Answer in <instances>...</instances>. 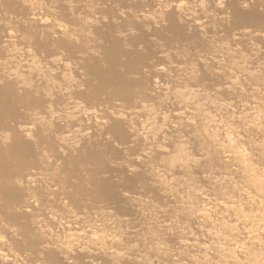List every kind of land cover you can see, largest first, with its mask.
<instances>
[{"label":"bare ground","instance_id":"1","mask_svg":"<svg viewBox=\"0 0 264 264\" xmlns=\"http://www.w3.org/2000/svg\"><path fill=\"white\" fill-rule=\"evenodd\" d=\"M32 1L0 0V23L2 22L0 97L2 96V101L9 98H24L31 104L42 103L45 114L52 122H47L36 113H30L32 121L16 128L19 130L17 137H12L14 132L12 135L6 127H1L0 157L5 156V158L0 159V166L7 164L8 168L11 162H14L15 166L16 163L22 164V161H26L24 159L33 158L32 152L39 157L44 155L45 159H49L45 154L46 151L51 150L57 151V160L49 159L51 162L43 160L48 162L47 165L51 169L54 164H58L56 161L69 154L70 159L76 160L77 157L75 159L71 153L77 148L79 137L86 141L90 139L89 136H92L89 135L90 129L94 130L95 134L97 132L104 134L107 139L104 138L107 142L103 140L105 144L109 139L121 135L123 137L125 135L131 141L140 139L142 144L138 157L135 160L128 158L125 161L123 158L122 163L126 162L124 163L126 168H133L134 162L145 163L144 165L150 169L148 173L152 180L158 183L156 184L160 193L173 197L174 202L181 203V206H178L181 208L174 210L177 217V211H180L182 217L194 221L199 231V236L193 237L190 228L186 230L188 224L182 228L180 224L178 226L180 230L175 227L177 230L173 235L178 239V247L200 253L203 264L208 261V258L204 260L208 251L214 253L220 264H264V141L253 139L254 135L264 138V105L258 97L260 93H264V47L251 43L252 56L250 55L249 58L236 46L235 38L226 42L223 39H215L214 36H210L211 31L209 33L207 31L208 26L215 32V28L229 26L234 35L240 38L264 40V35H261L264 31V7L256 14L251 4L252 1H256L264 5V0H243L240 3L231 0H211L209 9L206 7L208 3L206 5L203 0L171 2L154 0L152 11L139 8L142 6L140 3L142 0H84L87 1V6L92 8V10L91 8L84 10L85 13H80L81 10L75 11L76 7L74 9L72 3L67 0H61L60 3V0H51L52 3L48 4L47 8L44 6V9L39 2ZM104 3L107 6L101 8L100 4ZM211 7L217 14L215 11L213 14L209 12L210 9L212 10ZM136 8H139L138 12ZM20 12L26 17V22L19 19ZM7 16L10 18L12 16L14 19L4 20L8 18ZM30 24H33L32 27L29 26ZM177 46H181L182 49H175ZM169 51L175 53L177 58L181 57L183 63V65L179 63L181 67L177 64L178 74L176 76L173 74L172 77L169 74L174 73L172 67L164 63L165 60L169 61L168 57L171 55ZM39 53L45 54L48 66L40 64L37 57ZM192 53L194 55L190 57ZM155 57H160L163 62H152L151 59ZM71 58L74 59L73 66L68 63ZM123 58L127 61L122 63ZM72 69L76 71L75 78L71 74ZM207 81L211 84L208 89ZM223 95L228 96L226 98L231 101L228 102L226 98L221 99ZM56 98L60 103H55ZM107 100H111L112 103L123 101L130 106L120 112L101 108L99 112L97 106ZM166 105H170L174 110L171 112L173 113L171 117L168 114L164 116L156 110L157 107L159 110ZM18 107L14 104L0 105V122L6 117L7 122L8 117L15 118V110ZM232 107H238V110L233 111ZM132 120L133 122L135 120L136 126L131 124ZM53 122L64 123L62 126L70 134L65 137L58 136L55 127L52 126ZM16 123L18 124L17 121ZM181 126L190 129L189 137L193 140L197 158L196 156L193 158L192 154L187 152L185 138L178 132ZM12 129L14 127L10 126V130ZM167 133H171L177 142L172 149L162 145L166 141ZM99 140L102 142V139ZM94 144L96 147L99 146L96 142ZM94 144L88 148L89 154H95L94 151H97ZM86 145L84 143V146ZM153 150L160 154L161 165L165 170H155L156 168L150 165ZM58 157L61 159L58 160ZM34 166L36 170H31L30 167V170L25 171L23 178H20L25 186L36 187L39 177L43 181L45 179L43 176L48 175L46 172V175L41 174L39 165ZM196 166L201 167L202 179L208 189H203L193 176L190 175L194 180L189 177V169ZM41 167L44 170L49 168L43 165ZM174 168L182 172L181 178L173 177ZM54 169L61 170L56 167ZM66 171L70 175V171L68 169ZM66 171L58 172L64 174ZM56 172L53 174L56 175L53 179L58 178ZM19 174L22 172L19 171ZM0 177V188L2 191L8 190L6 175L1 174ZM92 178L95 177L88 178L91 179L88 184L96 186L103 195L110 190V187L124 189L125 182H128L124 172L121 171L117 180L120 184H112L111 180L92 182ZM20 182L17 181V184ZM56 182L59 184L57 179ZM50 184L49 186L53 185ZM63 188L65 186L54 187V190L60 192L64 190ZM67 190L65 191L69 192L72 189L68 187ZM76 192L78 190L75 193L73 191L71 196L80 199L79 194L83 191L78 192L79 194ZM122 194L124 196L126 193ZM36 199L34 193H27L24 199L26 206L33 208L36 202L37 204L39 202ZM135 200L131 201V205L133 204L137 209L143 202L148 203L146 198L139 199L138 202ZM241 201L246 204L245 207L240 206ZM58 202L61 209H66L65 202L62 200ZM44 203L39 204L44 205ZM46 203L50 204L47 200ZM5 207L8 210L7 203ZM45 209L44 212L48 210V215H51L52 211L47 207ZM65 213L68 217L65 218L67 219L65 222L54 214L53 217H49L54 227L64 231L61 236L52 234L46 227V220L37 217L32 218L29 230L28 228L18 230L12 226L7 227L6 230L9 233L19 232L23 236L36 233L38 239L40 238L39 242L34 243L30 239L31 245L38 252L36 258L39 261L48 259L47 263L43 260L44 263L40 264H60L59 258L64 263L74 264L72 259L74 255L71 257L73 253L86 255L96 253L95 255L116 258V251L107 253L103 246L106 240L111 245H119L117 234L105 239L100 235L99 227L92 229L94 227L91 228L88 224H82L79 227L82 232L79 233L80 231L72 228L73 224H66L70 220L71 222L75 220L76 215L70 211ZM175 214L169 213L166 217L163 224L165 232L173 230L170 228L175 226L174 222L177 218ZM86 225L91 229H86ZM119 225L117 222L111 223L115 229H119ZM218 227L220 229H217ZM228 244L233 246L226 250L227 247L224 246ZM161 248L163 247L156 246L152 251L162 256L165 251L163 252ZM43 252L47 254L42 256L40 253ZM174 257L170 259L173 263H177L178 260ZM181 257L179 261L182 262L185 260L190 264L199 262L197 257L189 253ZM0 261L18 264L1 236Z\"/></svg>","mask_w":264,"mask_h":264},{"label":"rangeland","instance_id":"2","mask_svg":"<svg viewBox=\"0 0 264 264\" xmlns=\"http://www.w3.org/2000/svg\"><path fill=\"white\" fill-rule=\"evenodd\" d=\"M29 1H32V0H29ZM34 1L36 3L39 2L43 9H44V6H46L45 8H47L48 4L52 3L51 0H33L32 2H34ZM67 1H70L72 3L74 9L76 7L77 10H75V11L81 10V12L78 11L80 13H85L86 11H84V10L91 8L90 6H87L88 3H87V1H84V0H67ZM163 1L171 2L173 0H163ZM210 1L211 0H203V2L206 3V5L208 3V5L206 6V7H208L207 9L210 8V3H211ZM227 1H229V0H227ZM231 1L232 2L237 1V3H240L243 0H231ZM60 2H61V0L59 1V3ZM153 2H154V0H142L140 2L142 6H140L139 8L143 9V10L148 9V10L152 11L151 6L153 5ZM43 4H45V5H43ZM251 4H252V6H254V12L256 14L259 13L264 7L263 3H259L256 1H252ZM57 5H59V4H57ZM106 6H107L106 3L100 4L101 8H104ZM50 8H53V6L52 7L50 6ZM139 8L138 9L136 8L137 12L139 11ZM91 10H92V8H91ZM213 11H215V10H213V8H212V10L211 9L209 10V12L212 14H213ZM215 14H217V12ZM18 16H19V19L21 21H23V22L27 21L26 17L23 15L22 12H20V14ZM8 18L4 19V20L12 21L14 19V17L12 19V16H11V18H10V16ZM1 24H2V22L0 23V26H1ZM25 25H27V24H25ZM32 25L33 24H30L29 26L32 27ZM208 27H209V28H207L208 33L211 31L209 34H210V36H214L215 39L219 38V39H223L224 41L226 40V42H228V41H232V39L235 38L236 46L241 50L243 55L246 54V56L249 58L252 56L251 55L252 51H250V44L251 43H255L260 47H264V42H263L264 40L263 39L258 40V41L254 39L255 40L254 41L252 39L240 38V37H238V35H234V32L229 28V26L228 27H226V26L220 27V28H218L219 30L217 28H215L216 32H215V30H213L214 34H213V31L211 30V27L210 26H208ZM261 35H264V31L261 33ZM177 48L182 49L181 46H177L175 49H177ZM170 54H168V56L170 55L168 57L169 61L165 60L166 62L164 61V63H167L166 65L169 66L170 68L172 67L171 69H173L172 71L174 73H169V74H171V77H172L173 74H174L173 76H176L178 74V72H177V71H179L178 68H179V66L181 67L183 65V63H181V57L180 56H178V57H180V59H179V58H177V55L175 53L172 54V52H170ZM193 55H194V53H192L190 55V57H193ZM37 57H38V61L40 62V64H42L43 66H48V64H49L48 59L44 53L37 54ZM73 60L74 59H72V58L68 60V63L70 66H73ZM125 60H126V58H123L122 63ZM151 60H152V62H155V63L163 62L160 57H155V58H152ZM179 63H181L182 65L181 64L179 65ZM75 72H76L75 69L71 70V74H72V76H74V78H75ZM243 84L246 87L245 81L243 82ZM210 85H211L210 82L207 81L206 88L208 89L210 87ZM226 97H228V96L223 95L221 97V99L222 98L225 99ZM258 97L260 98V100H262L263 105H264V93H260L258 95ZM2 99L3 98L1 96L0 97V105H2V106H6V104H7V106H10L11 104H14V106H16V105L19 106L15 110V114H14L15 118L9 119L10 117H8V122H7V120H6L7 117H6V119L3 118L4 120H2L0 122V131H1V127L2 128L6 127V129L9 131V133L11 132V134H12L14 132L13 133L14 135L12 134L13 135L12 137L19 136L18 135L19 130H16V128L19 125L21 126L22 124H26L27 122L32 121V117H31L30 113H36L39 116H41L44 120H46L47 122H52V121H49L47 114H45L42 103L31 104V103H29V101L27 99H24V98H20V99L9 98V99H6V101H2ZM226 99L228 100V98H226ZM227 100H225V101H227ZM230 101L228 100V102H230ZM55 103H60V100H58L56 98ZM232 103L233 102H231V104ZM21 105H24L28 109H25L24 106L21 107ZM233 105H234V103H233ZM128 106H130V105H128V103L123 102V101L121 103L119 101L112 103L111 100H107V101H103V103L98 105L97 108H98L99 112L101 111V109H106V110L109 109V110H111V112L113 110H117L120 112V111L126 110V107H128ZM171 108L172 107H170V105H166V107H164L162 109L160 108L163 111H161L160 109H159L160 110L159 111L158 107L156 110L158 113L164 114V116L168 114V116L171 117L173 114L171 112H174V110ZM233 109H234L233 111H237L238 107L233 108ZM98 111L96 110V112H98ZM101 113H99V114H101ZM10 120H11V122H10ZM16 121L18 122V124L16 123ZM134 122H135V120H134ZM134 122L132 120L131 124H133V126H136V125H134ZM83 123H84V121H83ZM60 124L61 123H57V124L54 123L53 125L51 124L52 126L55 127V128L54 127L53 128L55 129L56 134L58 136L62 135L63 137H65V135L67 136L68 134H70V132L65 130V127L62 126V124H64V123H62L61 125ZM81 125H82V122H81ZM7 126H9V127H7ZM10 126H11V128L14 127V129H12L13 131L10 130ZM123 126H125V125L123 124ZM6 129H4V130H6ZM88 131H89V135H92V136H89L90 139L89 140L87 139V141H86V139L81 140V138L79 137V140H78V138H77L76 140L79 141L77 144H78V146L79 145L80 146L79 147L76 146L78 149L74 147L75 149L73 152H72V150L70 151V152H72L71 154H73L72 156L74 158L77 157V159L75 158L76 160H74L72 158L70 159V154H69L66 157H61L62 159L58 157V160L59 159H61V160L56 161L57 160L56 157L58 155L56 153L57 151H55V150L54 151L51 150L52 152L46 151L45 155H47L49 159H53V160L56 159L55 161L58 162V164H54L53 167L54 168L55 167L61 168V170L54 169L53 167H52V169H53L52 170L51 167H49L47 165L50 160L45 159L44 155H42V157L41 156L39 157L37 154L35 155V152H32L33 155H31V156L33 158H30L32 161L29 158H27V159H24V160H26L25 162L22 161V164L16 163V166L14 165L15 164L14 162H13L14 164L12 162L10 164H8V168H7V164L5 166L4 165L0 166V175L1 174L6 175V178L8 179V181H7L8 183H6V184H7V187L9 186L8 190H6V191H4V190L2 191V189L0 188V200H1L0 201V236L3 237L4 240L6 241V245H7L8 250L10 251V253L12 252V254H14V257L17 259L16 263H18V264H40V263H44V262L47 263L48 259H40V261H39L36 258L38 256V252L35 250L33 245H31V243H30L32 241H34V243L39 242L40 238L38 239V235L36 233H32L31 235H24L23 236L19 232H15V233L10 232L9 233L6 230L7 227L12 226L14 228H17L18 230L19 229L20 230H24V229L27 230V228H28V230H29L30 226L32 224V218L37 217V218H42L43 220H46V223H45L47 225L46 227L51 230L52 234L54 233V235L61 236L62 233H64V231L60 228L54 227V224L51 221V219H49V217H51L54 214V216H56L57 218H59L63 222H65V221H67V219H65V218H68V217H66L67 215L65 212L70 211L76 215V218H75V220H72V222L70 220V222H68L66 224L67 225L73 224L72 228L77 229L75 231H78V232L80 231L79 233H81L82 231L79 227L82 224H88L91 228L94 227L92 229H95L97 226V227H99L98 231H99L100 235L104 236L103 238L110 239L112 234H117V236H118L117 240L120 242L119 245L116 246L115 244L111 245L110 242H107V240H106V243L103 246L104 250L107 253H112V251H116V253H117L116 258H115V256H113L115 259L112 257L109 258V256H107V255H104V256L99 255V254L95 255L96 253H94V255H93V253L91 255H86L85 253H83V254L82 253H73L71 257H73V255H74V257L72 258L74 260V261L72 260L74 262V264H187L189 262H187L186 260L184 262H182V261H179V259L181 256L188 254V253H189V255L192 254L193 257H197L199 259V262H197V264H203L204 262L201 260L202 259L201 255H199L200 253L197 254V252H194L193 250H190L189 248H187V249L186 248H184V249L179 248L178 244H177L178 239H176L175 236L173 235V233H175L177 230V229H175V227H178V226H180V224H182V226H180L182 228V227H186V225L188 224L186 227V230H189L188 229V227H189L190 228L189 231L191 232L193 237L199 236V231H198L197 226L193 220L184 218V216L182 217L181 213H179L180 211L179 212L177 211L178 217H177V214H175L176 212L174 210L175 209L179 210L181 207H178V206H181V203L175 201L177 203V204H175L173 197L165 196L162 193H160L161 191L159 190V187L157 185L158 183L154 182L152 180L151 176L148 173L150 169L144 165L145 163H142L139 161L134 162L133 168H126V166L124 164L126 162L122 163L123 158H124L123 160L125 161V159L128 160V158L135 160L138 157V155H139L138 151L141 147L140 145L142 144L141 143L142 141L140 139H137L135 141H131V140H128L125 135H124V137H123V135H121L122 137L121 136L115 137V139L112 138V140L108 138L111 142L109 143V140H108V143L110 145L108 143H106L107 144L106 145L103 142V140L105 138L104 134H102L101 132H97V134H95V131L94 130L92 131L91 129ZM178 132H179V135L181 134L185 138L184 144L188 148L187 152H190L189 154H192L191 156H193V158H195L194 156H196V158H197L198 155L194 152L195 146H194L193 140H192V138L189 137V135H191V133H189V132H191L190 129L189 128L185 129V128H183V126H181L180 129L178 130ZM15 134H16V136H15ZM96 135H99V136H96ZM34 136H35V134H34ZM101 136H103V137L99 138ZM167 136H169V137H167ZM167 136H166V141H164L162 143V145H164L165 147H168L169 149H172L173 145L177 144V142L171 133H167ZM116 138L118 139L117 141H116ZM257 138L260 141H264V138L261 139L260 137H257L256 135L253 136V139H257ZM34 139H36V136ZM99 139H102V142H100L101 140H99ZM19 140L21 141V139H19ZM80 140L82 142L83 141L88 142L87 144L89 145V147L91 146V144H94V142H96L97 146L99 145L98 147H100V149H98V147H96V144H94V146H95L94 148L97 149V151L95 150L94 151L95 154L90 153L91 154L90 155L88 152L89 147H87L86 142L82 143ZM90 141H91V143H89ZM105 142H107V141H105ZM84 143L86 146H84ZM112 143H113V147H112ZM108 145L111 147V150H110V147ZM107 146H108V148H107ZM98 150L101 152L100 153L101 156H100ZM152 153L153 154H152V157L150 160V165L152 166V168H156L155 170H158V169L162 170V171L165 170V168L163 169V166L161 165L160 154L156 153L154 150ZM65 154L63 156H65ZM35 156H38V157L35 158ZM162 156H165V155H162ZM2 157L5 158V156H1L0 159ZM34 158H35V161H34ZM64 158H66V159L64 160ZM27 160L30 162H28ZM39 160H41V162ZM43 160H46V161L49 160V161L46 163V161H43ZM38 162L41 165H43V167H45V168H46V166L49 167L50 170H49V168L44 170L41 167V165L38 164ZM27 163H29V165ZM25 165H26L27 169H26V167L24 168ZM34 165L40 166L38 168H39L40 172H42L41 174H43V175L44 174L46 175V173L48 174V175H46V176H48V178L46 176L44 177L43 175H41L47 181L45 179H43V181H42V178L39 177L38 185L35 184L36 187L35 186H25L23 180L20 178H23V175L26 173L25 171L30 170V167L32 168L31 170H36V166H34ZM201 167H203V166L201 165ZM201 167H199V166L192 167L189 169L190 174H188V173L187 174L189 175V177H190V175H191V177L193 176L195 181H198L199 185L203 189H206V188L208 189L206 182L203 181V179H202L203 178L202 177L203 172L201 170ZM1 169H2V172H1ZM10 169H12V170H10ZM15 169H16V172L14 173ZM66 169H68L70 171V175L66 171ZM3 170L4 171L10 170V171L9 172L5 171L6 172L5 173V172H3ZM63 170L66 171V173L65 172H64V174L62 173L63 176L61 177L62 174H60L58 171L62 172ZM178 170L176 168L173 169V174H174L173 177H175L176 179H178V176H179V178L182 177V174H181L182 172L180 170L179 171ZM19 171L22 172V174H19ZM120 171L124 172V176H126V178L128 180V182H125L126 185H125L124 189H122L123 187L120 188L123 191L122 190L119 191L120 189L118 190L117 188L110 187V190H108L103 195V194H101V192L98 188H97L98 191H95V190H97L96 186L94 187V186L88 184V182L91 180V179L90 180L88 179L90 176L95 177V178H92V180H93L92 182H95L97 180V182L99 181V183H100V182H103L106 180H108V182H109L111 180L110 182L112 184L113 183L114 184H120L117 182V180L119 179V176H120ZM131 171H134V172H131ZM11 172L14 174H12ZM54 172L59 174V175L57 174L58 178H56L57 181L59 182V184L56 182V179H53L56 176V175L55 176L53 175ZM18 174L21 176L19 177ZM65 174L66 175L68 174L67 177ZM15 175L17 176V179H19V180L16 179ZM50 175H51V177L53 175V177L51 178ZM59 176H60V178H59ZM12 177H14V178H12ZM193 178H191V180H194ZM0 179H1V177H0ZM14 179H16V180H14ZM12 180H13L14 184H13ZM51 180L54 181V183ZM17 181L18 182L21 181L20 183H18L20 185L17 184ZM131 181H133V182H131ZM63 182L65 185L63 184ZM39 183H40V185H39ZM50 183L53 185L49 186ZM55 183H57V184H55ZM60 184L65 186V188H63L64 190H62L60 192L57 191V189L54 190V187L55 188L64 187V186H59ZM45 185H47V187ZM42 186H43V188H42ZM44 186H45V188H44ZM66 186H67V188L69 187L70 190L71 189L72 190L69 192H66L65 191V190H67ZM77 190H78V192L83 191V192H81V194L76 192L77 194L80 195V199L71 196V193L73 191L75 193V191H77ZM28 191H30L31 193H34L37 196L36 201H39L38 204L36 202V204L33 208L26 206V203L24 201V199L26 198V194L30 193ZM47 192H49L48 196H50L51 198L47 196ZM99 192H100V194H98ZM123 192L126 193V194H124V196L122 194ZM17 194H18V196H17ZM45 195L47 198L45 197ZM21 196H23V197H21ZM145 198L148 200V203L143 202L141 205L138 206V209L133 204H132L133 206L131 205V203L134 202L133 200L136 199L135 200V202H136L139 199L145 200ZM172 198H173V200H172ZM5 199H6V201H5ZM46 200L48 201V203H50L49 205L46 203ZM59 200H62V202H65V204L67 206L66 209H61L59 207L58 204L61 202V201L58 202ZM6 203L8 205V210L5 207ZM39 203H42V204L44 203V205L39 204ZM240 203H241L240 206H242V207L246 206V204L243 203L242 201ZM45 204H46V206H45ZM24 205L26 207H24ZM175 205H177V206L174 207ZM44 206H45V208L47 207V208H49L50 211H52L51 215H48L49 214L48 210H47V212H44V211H46ZM49 206L51 207L52 210L50 209ZM7 211H9V212H7ZM151 213L153 215H151ZM169 213L175 214L177 218L175 219V222H174L175 226H174V224H172L174 227L170 228L173 230L165 232L163 230V224L165 223L166 217L168 216ZM179 219H180V222H179ZM176 220L178 221L177 224H179V225L176 224V222H177ZM120 221L123 223H121ZM112 222L119 223L120 224L119 229H115L114 227H112L111 226ZM229 223L232 226H234L231 222H229ZM88 225H86L87 226L86 229L90 228ZM183 225H185V226H183ZM238 228H239V226H238ZM178 229L180 230L179 227H178ZM217 229H220V227H218ZM26 236H28V237L24 238ZM117 236L115 235V237H117ZM36 237L38 240L36 239ZM35 240H36V242H35ZM28 243H30V244H28ZM34 243H32V244H34ZM228 245L224 246V248L227 247L226 250L231 249L230 247L233 246L230 244L229 248H228ZM156 246L163 247V248H161V250L163 252L164 251L165 252L162 254V256L159 254L153 253L154 251H152V250H155ZM133 248H135L136 250ZM40 254L42 256H44L47 253L43 252ZM170 257L176 258V260H178V262L173 263V261H171ZM207 258H208V261L207 262L205 261V262L208 264H220L219 259H217L214 256V253L212 251L207 252L204 260H206ZM59 259L61 260L60 264H68V263H64L61 258H59ZM43 260H44V262H43ZM221 263H222V261H221ZM0 264H8V263L0 261Z\"/></svg>","mask_w":264,"mask_h":264}]
</instances>
